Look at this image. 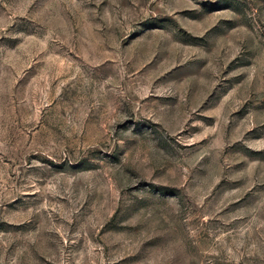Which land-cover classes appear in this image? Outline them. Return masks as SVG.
Wrapping results in <instances>:
<instances>
[{
	"label": "rangeland",
	"instance_id": "rangeland-1",
	"mask_svg": "<svg viewBox=\"0 0 264 264\" xmlns=\"http://www.w3.org/2000/svg\"><path fill=\"white\" fill-rule=\"evenodd\" d=\"M0 264H264V0H0Z\"/></svg>",
	"mask_w": 264,
	"mask_h": 264
}]
</instances>
